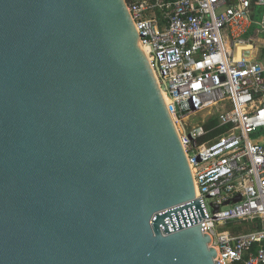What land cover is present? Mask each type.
<instances>
[{"label":"water","instance_id":"water-1","mask_svg":"<svg viewBox=\"0 0 264 264\" xmlns=\"http://www.w3.org/2000/svg\"><path fill=\"white\" fill-rule=\"evenodd\" d=\"M146 44L126 0H0V264H221Z\"/></svg>","mask_w":264,"mask_h":264},{"label":"built area","instance_id":"built-area-1","mask_svg":"<svg viewBox=\"0 0 264 264\" xmlns=\"http://www.w3.org/2000/svg\"><path fill=\"white\" fill-rule=\"evenodd\" d=\"M126 3L208 216L192 225L204 223L221 264H264V0ZM254 218L259 229L227 230Z\"/></svg>","mask_w":264,"mask_h":264},{"label":"trees","instance_id":"trees-1","mask_svg":"<svg viewBox=\"0 0 264 264\" xmlns=\"http://www.w3.org/2000/svg\"><path fill=\"white\" fill-rule=\"evenodd\" d=\"M213 123H215V119L212 118V120H210L208 124H213ZM260 226H261L260 218H254L250 220H244L239 224L228 223L227 230L231 233L247 232V231L259 229Z\"/></svg>","mask_w":264,"mask_h":264},{"label":"crops","instance_id":"crops-1","mask_svg":"<svg viewBox=\"0 0 264 264\" xmlns=\"http://www.w3.org/2000/svg\"><path fill=\"white\" fill-rule=\"evenodd\" d=\"M260 43H261L262 45H264V40L262 39V40L260 41ZM257 59H258L262 64H264V48H263V47H261V49H259Z\"/></svg>","mask_w":264,"mask_h":264},{"label":"rangeland","instance_id":"rangeland-1","mask_svg":"<svg viewBox=\"0 0 264 264\" xmlns=\"http://www.w3.org/2000/svg\"><path fill=\"white\" fill-rule=\"evenodd\" d=\"M238 50H239V49H238ZM240 50H241V48H240ZM237 53H238V52H237ZM193 119H194L196 122H198V121L200 120L199 115L196 116V117H193ZM191 121H192V118H191Z\"/></svg>","mask_w":264,"mask_h":264},{"label":"bare ground","instance_id":"bare-ground-1","mask_svg":"<svg viewBox=\"0 0 264 264\" xmlns=\"http://www.w3.org/2000/svg\"><path fill=\"white\" fill-rule=\"evenodd\" d=\"M239 55H240V48L238 50V53H237V57L239 58ZM163 97H164V94L162 93ZM165 99V98H164Z\"/></svg>","mask_w":264,"mask_h":264}]
</instances>
